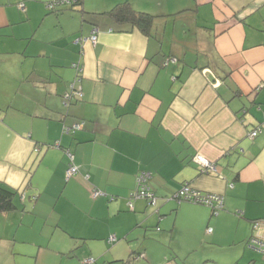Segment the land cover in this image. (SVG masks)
Segmentation results:
<instances>
[{"label":"crops","instance_id":"0c3cea01","mask_svg":"<svg viewBox=\"0 0 264 264\" xmlns=\"http://www.w3.org/2000/svg\"><path fill=\"white\" fill-rule=\"evenodd\" d=\"M49 1L0 0V183L17 193L0 264H264L248 246L264 220V0ZM126 3L155 17L148 32L109 14ZM77 64L84 96L66 108ZM141 170L158 202L130 212ZM184 184L224 210L166 201Z\"/></svg>","mask_w":264,"mask_h":264},{"label":"trees","instance_id":"16d2710c","mask_svg":"<svg viewBox=\"0 0 264 264\" xmlns=\"http://www.w3.org/2000/svg\"><path fill=\"white\" fill-rule=\"evenodd\" d=\"M81 3H82L81 0H76L75 2H73V3L69 4V5H60V6H57L55 9H52V10H50L49 8H47V5H46V9L48 11H50V12H55L57 9L62 8V7H66V6L67 7H71L72 9H76V8H78V7L81 6ZM109 14L111 16L117 18L118 21L124 22V23H131L133 25H136V26H138V28H140L141 30H143L145 32H148L150 30L151 25H152V23H153V21L155 19V17H153L152 15L135 11L134 9L131 8V6L128 3L117 6ZM94 36H96V35H94ZM178 63H179L178 58L170 57L169 59H166L163 62L162 68L163 67L166 68V67H168L171 64L177 65ZM74 69L77 72V78H76V80H75L74 83H72V84L69 85V87L74 84L76 90L81 89V96H75L69 104H66L65 99H64V94L66 92H70L71 91V89H69V87H68V90L62 96V98H63V105L66 108H69V106L71 105V103L74 100L82 99L83 96H84V92H82V87H81V84H82L81 83L82 82L81 77H82V73H83L82 66L80 64H77V65L74 66ZM244 113H246V112L244 111ZM65 130H66V128L64 129L65 134H74L77 131V129H74L70 133H67ZM257 132H258V135H259V133L261 132L260 129H258ZM252 139H254V138H252ZM55 146H56V144L53 145V147H55ZM71 163L74 164V160H73V162H71V161L69 162L68 168H69V166H70ZM199 169H201V170H207V169H204L203 167H200V165H199ZM78 173H79V168H78L77 173L74 174L73 176H71L68 179L67 178V171H66V180L69 181L73 177L77 176ZM143 173L147 177L146 184H144V185L142 184L141 187L138 188V178ZM151 179H152V174L149 171L141 170L139 172V174L137 176V179H136V188L134 189V191L132 193H130V195L128 197V204L127 205H128V208H129V211L130 212H133L134 211V207H133V201L134 200H145L148 203V205L149 206H152V207H155L157 205L158 197H157V195L155 194V192L151 188ZM187 186H190V185L189 184H184L176 192L175 195H173V196H171L169 198H166V201H175V202H178L179 204H181V203H189V204H194V205H201V204H196V203H193V202H183L182 201L180 195H181L182 190L185 187H187ZM142 190L150 193V195L153 196V198L151 199V200H154V202L151 201L153 203H151L149 199H146V198H138L137 197V195H136L137 192H140ZM201 193L208 194V193H205V192H201ZM16 195H17V193H16L15 190H13V189L9 188L8 186L0 183V214L8 213V212L13 211L14 209H16V205H15ZM91 197H92L93 200H96V199H99L101 197H109V196H107V194H105L103 191H101L99 189H93L92 192H91ZM111 200H114V197H111ZM202 206H205V207L210 208L214 213H219L222 210H224V208L223 209H220V210H216L215 208H212L211 206H206V205H202ZM113 238H114V240H112ZM117 241H118V238L116 236H112V237H110L108 239V243L109 244L115 243ZM248 246L250 247L249 242H248ZM140 258H143V254L139 255L138 259H140ZM95 262H96V260L93 259V258H87V259L82 260V264H95Z\"/></svg>","mask_w":264,"mask_h":264},{"label":"built area","instance_id":"2783aa9c","mask_svg":"<svg viewBox=\"0 0 264 264\" xmlns=\"http://www.w3.org/2000/svg\"><path fill=\"white\" fill-rule=\"evenodd\" d=\"M75 1L76 0H50L47 3V8L52 10V9H55L57 6L69 5ZM22 7H24V5H21V8ZM91 42L93 44H96L97 43V36H93L91 38ZM69 89H71V91L66 92L64 94V99H65L66 104H69L75 96H81V89L76 90L74 84L71 85L69 87ZM79 128H80V126H75L74 128L66 129L65 131L67 133H70L74 129H79ZM257 135H258V132L256 130L255 132H252L250 134V137L255 138V137H257ZM69 157L71 159V162H73V160H74L73 156L71 154H69ZM195 162L198 165L202 166L204 169H207V170L208 169H211V170L215 169V167L212 164H210V166H206V164H208V160H206L204 157L197 156L195 158ZM77 171H78V168L73 163H71L68 170H67V178L69 179L71 176L76 174ZM146 180H147V177L145 176V174L144 173L141 174V176L138 178V188L141 187L142 184L143 185L146 184ZM136 195L138 198H146V199H149L150 202L151 201L154 202V200H151L153 198V196L144 190L137 192ZM180 197H181L183 202H193L196 204L211 206L212 208H215L216 210L223 209L225 206L224 196L216 195L213 193L203 194L200 191L191 188L190 186H187L182 190ZM153 202H151V203H153ZM255 229H256V233L249 240L250 248L257 250L259 253L264 255V220L261 222H257L255 224ZM211 232H212V229H209L208 233H211ZM112 240H114V238Z\"/></svg>","mask_w":264,"mask_h":264},{"label":"rangeland","instance_id":"374dc122","mask_svg":"<svg viewBox=\"0 0 264 264\" xmlns=\"http://www.w3.org/2000/svg\"><path fill=\"white\" fill-rule=\"evenodd\" d=\"M210 164H211V163H210V162H208V164H206V166H210Z\"/></svg>","mask_w":264,"mask_h":264}]
</instances>
